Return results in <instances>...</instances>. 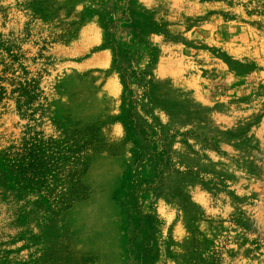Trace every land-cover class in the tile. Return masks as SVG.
<instances>
[{
    "label": "rangeland",
    "instance_id": "obj_1",
    "mask_svg": "<svg viewBox=\"0 0 264 264\" xmlns=\"http://www.w3.org/2000/svg\"><path fill=\"white\" fill-rule=\"evenodd\" d=\"M4 75L0 264H264V0H0Z\"/></svg>",
    "mask_w": 264,
    "mask_h": 264
},
{
    "label": "trees",
    "instance_id": "obj_2",
    "mask_svg": "<svg viewBox=\"0 0 264 264\" xmlns=\"http://www.w3.org/2000/svg\"><path fill=\"white\" fill-rule=\"evenodd\" d=\"M8 82V78L4 75L3 77L0 78V102L3 101V98L7 96V90L5 89V87H3V84ZM11 85H17V87L15 88V91L19 92L21 96L27 95L29 93L33 92L32 89V84L30 81L26 80H15L14 84Z\"/></svg>",
    "mask_w": 264,
    "mask_h": 264
}]
</instances>
